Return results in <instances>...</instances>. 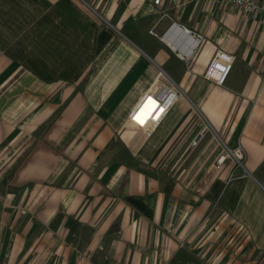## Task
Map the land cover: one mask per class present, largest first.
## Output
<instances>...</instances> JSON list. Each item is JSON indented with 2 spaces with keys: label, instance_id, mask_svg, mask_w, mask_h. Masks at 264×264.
<instances>
[{
  "label": "crops",
  "instance_id": "1",
  "mask_svg": "<svg viewBox=\"0 0 264 264\" xmlns=\"http://www.w3.org/2000/svg\"><path fill=\"white\" fill-rule=\"evenodd\" d=\"M161 71L184 95L147 136L128 124ZM195 261L264 264V25L217 0H0V264Z\"/></svg>",
  "mask_w": 264,
  "mask_h": 264
},
{
  "label": "built area",
  "instance_id": "2",
  "mask_svg": "<svg viewBox=\"0 0 264 264\" xmlns=\"http://www.w3.org/2000/svg\"><path fill=\"white\" fill-rule=\"evenodd\" d=\"M229 3L236 9L242 11V13L253 22H258L264 25V0H217ZM161 0H155L156 4H160ZM187 29V28H186ZM201 37L197 40L200 42ZM236 60V56L223 49H218L210 61L204 77L205 79L214 82L219 86H225L232 73L233 66ZM184 95L183 90L171 79L168 78L164 71H161L157 80L150 88L148 93L143 97L139 105L133 111L130 117V123L128 127L142 131L147 136L156 129L163 116L169 111V109L175 105L180 98ZM153 101L156 105L155 110L148 116L150 124L137 123L135 120L138 109L140 110L141 104L147 101ZM147 116V115H146ZM136 122V123H135ZM198 140L195 141L197 144ZM244 151L241 147L236 149H230L228 147L223 148V152L218 158V165H222L227 159H233L236 165H242L244 159ZM234 177V173L231 174L230 180Z\"/></svg>",
  "mask_w": 264,
  "mask_h": 264
},
{
  "label": "bare ground",
  "instance_id": "3",
  "mask_svg": "<svg viewBox=\"0 0 264 264\" xmlns=\"http://www.w3.org/2000/svg\"><path fill=\"white\" fill-rule=\"evenodd\" d=\"M155 109H151L148 108V106H146L144 103L141 104L140 110L138 109V111L136 112L137 114H139L140 116H142L145 121L149 122L148 120V116L151 112H153ZM147 115V116H146ZM150 123V122H149Z\"/></svg>",
  "mask_w": 264,
  "mask_h": 264
},
{
  "label": "water",
  "instance_id": "4",
  "mask_svg": "<svg viewBox=\"0 0 264 264\" xmlns=\"http://www.w3.org/2000/svg\"><path fill=\"white\" fill-rule=\"evenodd\" d=\"M183 30L188 35L193 34L190 30L186 29L185 27H183Z\"/></svg>",
  "mask_w": 264,
  "mask_h": 264
},
{
  "label": "rangeland",
  "instance_id": "5",
  "mask_svg": "<svg viewBox=\"0 0 264 264\" xmlns=\"http://www.w3.org/2000/svg\"><path fill=\"white\" fill-rule=\"evenodd\" d=\"M184 264V263H183ZM188 264V263H187ZM192 264H205V263H203V262H201V261H195V262H192Z\"/></svg>",
  "mask_w": 264,
  "mask_h": 264
}]
</instances>
